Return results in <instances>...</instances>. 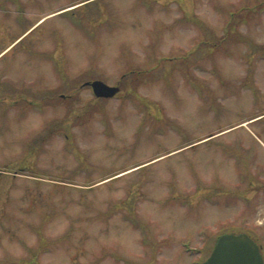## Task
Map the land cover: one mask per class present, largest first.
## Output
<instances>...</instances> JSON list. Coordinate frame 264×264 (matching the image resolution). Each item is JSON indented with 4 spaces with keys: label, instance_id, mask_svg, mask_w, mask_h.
Masks as SVG:
<instances>
[{
    "label": "rangeland",
    "instance_id": "obj_1",
    "mask_svg": "<svg viewBox=\"0 0 264 264\" xmlns=\"http://www.w3.org/2000/svg\"><path fill=\"white\" fill-rule=\"evenodd\" d=\"M3 3L0 264L264 248V0Z\"/></svg>",
    "mask_w": 264,
    "mask_h": 264
},
{
    "label": "water",
    "instance_id": "obj_2",
    "mask_svg": "<svg viewBox=\"0 0 264 264\" xmlns=\"http://www.w3.org/2000/svg\"><path fill=\"white\" fill-rule=\"evenodd\" d=\"M96 96L113 97L119 91L101 80L89 83ZM202 264H264L258 243L247 233H223L218 238L209 257Z\"/></svg>",
    "mask_w": 264,
    "mask_h": 264
},
{
    "label": "flooded vegetation",
    "instance_id": "obj_3",
    "mask_svg": "<svg viewBox=\"0 0 264 264\" xmlns=\"http://www.w3.org/2000/svg\"><path fill=\"white\" fill-rule=\"evenodd\" d=\"M1 2H4L2 5L3 6H6L7 5V3H9V2H13V4L12 5H16V4H18V3H22V0H1ZM59 96V95H58ZM55 97H56V94H54L53 95V100H55ZM29 103H31V102H29ZM11 104H14V105H16V106H8V109H12V108H14V107H17V103L16 102H12ZM39 105H41V104H39ZM27 106V105H26ZM6 112L7 111H9V110H5ZM260 248H261V252H262V254H263V256H264V248H263V246L260 244Z\"/></svg>",
    "mask_w": 264,
    "mask_h": 264
},
{
    "label": "trees",
    "instance_id": "obj_4",
    "mask_svg": "<svg viewBox=\"0 0 264 264\" xmlns=\"http://www.w3.org/2000/svg\"><path fill=\"white\" fill-rule=\"evenodd\" d=\"M263 6H264V4L261 7L259 6V8H262Z\"/></svg>",
    "mask_w": 264,
    "mask_h": 264
}]
</instances>
